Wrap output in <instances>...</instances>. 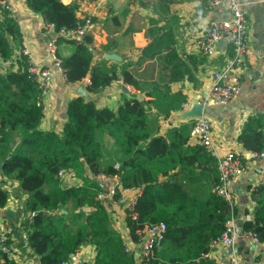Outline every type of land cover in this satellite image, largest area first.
Instances as JSON below:
<instances>
[{
	"label": "trees",
	"instance_id": "obj_1",
	"mask_svg": "<svg viewBox=\"0 0 264 264\" xmlns=\"http://www.w3.org/2000/svg\"><path fill=\"white\" fill-rule=\"evenodd\" d=\"M79 1L25 3L58 31L75 27ZM144 34L148 41L139 49L136 60L119 65L108 64L105 59L93 64L89 34L82 39L57 36V41L73 45L69 55L58 57L67 82L88 77L86 89L96 93L119 80L144 98L128 93L110 109L97 107L92 99L75 97L67 103L59 130L42 129V106L36 103L39 89L27 78L25 63L14 54L21 42L19 27L0 9V173L7 180L18 182L23 195L21 225L27 247L38 264H59L87 244L93 245L94 254L84 264H219L205 254L237 209L213 191L207 198L199 199L181 186L179 175L191 183L204 177L213 184L217 181L213 156L202 144L188 142L192 119L186 118L165 133H160L159 124L181 111L187 100L182 88L172 89L173 83L188 81L194 88L202 84L197 75L198 64L205 62L206 55L201 50L182 55L167 25H154L150 20ZM104 49L107 51L109 45ZM228 50L231 56V48ZM12 55L16 67L3 70L2 63ZM151 60L156 62L157 66L152 63L156 74L137 79L135 70ZM101 132L114 139L120 156L117 169L112 162H100L104 156ZM238 140L247 151L264 153L263 130L246 123ZM66 167L73 170L80 183L61 184L57 172ZM99 173H117L122 188H140L132 207L125 208L130 243L114 227L103 200L96 198L97 192L104 190V184L97 179ZM2 183L0 180V207L9 197ZM120 196L121 190H116L111 199L118 201ZM250 196L255 204L251 210H244L251 219L243 220L242 232L250 231L264 242V184L252 187ZM160 221L166 224L164 237L147 259L139 261L134 250H125L127 244L136 242L139 227ZM0 264L26 263L9 258L0 250Z\"/></svg>",
	"mask_w": 264,
	"mask_h": 264
},
{
	"label": "crops",
	"instance_id": "obj_2",
	"mask_svg": "<svg viewBox=\"0 0 264 264\" xmlns=\"http://www.w3.org/2000/svg\"><path fill=\"white\" fill-rule=\"evenodd\" d=\"M72 0H62L69 3ZM245 17L248 21V43L251 48L246 65L240 72L241 88L227 104L207 106L204 115L212 122L213 139L220 149H232L239 152L246 162V172L237 177L231 183V194L237 213L234 216L236 226L244 220V210L252 209L254 201L251 199V188L264 184V154L262 156L251 153L244 149L238 140V136L246 123L257 130L264 131V0H240ZM81 14H91L94 18L93 24L88 32L92 37L91 49L93 52V64L105 59L108 64L119 65L122 62H133L136 60L139 49L144 46L148 39L144 32L149 26L150 20L154 25H167L174 35L178 51L184 54L200 52L199 41L201 35L208 27V18H227L228 14L216 15L209 13L202 15L195 0H81L79 1ZM12 8L18 20V27L24 40L32 53L41 63L52 70L51 86L43 98L45 106L40 121V128L59 130L66 116V107L70 99L83 97L85 100L92 99L97 107H108L114 109L123 95L136 94L138 99L144 95L122 83L113 81L109 86L102 87L96 93L88 92L86 89V78L81 81L70 83L55 69L54 61L47 51L49 36L43 32L44 21L42 17L32 12L25 0H13ZM218 46L216 54L205 56V62L198 64L197 75L202 84L194 88L188 81L175 82L172 89L182 88L187 99H196L208 87L211 82L212 72L223 65L229 58L228 49L230 45L225 41ZM21 45V42H20ZM109 45L106 51L104 46ZM231 48V47H230ZM14 49V54L16 52ZM73 50V45L65 40L55 42V52L58 57H65ZM105 52H114L121 57L120 61L110 60L103 57ZM110 61V62H109ZM154 60L144 62L134 72L137 79H143L149 75L156 74L157 69L152 65ZM13 64V65H12ZM3 70L10 66L16 67V60L12 58L2 63ZM84 85L88 97L77 93L79 85ZM184 110L172 113L168 118L160 120V133L166 129L178 125L186 118L182 116ZM100 138L103 145L104 156L100 162L113 164L120 161L117 154L114 139L107 133L101 132ZM189 144L196 143L192 138ZM77 183H80V179ZM181 186L190 196L205 199L212 192L213 183L209 177L204 180L191 183L183 175H179ZM6 189L9 197L4 207H0V226L13 227L11 244L13 247L21 246L19 258L21 262L38 264L36 256L23 244L24 230L21 225L24 212L21 209L23 195L16 180H7ZM137 188L121 191L118 201L111 198L103 200L104 205L111 211L114 227L119 230L124 239L129 242L127 228L125 226V208L136 195ZM89 210V207H83ZM63 211V210H62ZM241 264H264V242L254 244L246 236L239 235L235 244ZM20 247V248H21ZM81 258L84 262L89 261L93 254V245L87 244L80 247ZM228 246L217 245L209 256L217 263L227 257Z\"/></svg>",
	"mask_w": 264,
	"mask_h": 264
},
{
	"label": "built area",
	"instance_id": "obj_3",
	"mask_svg": "<svg viewBox=\"0 0 264 264\" xmlns=\"http://www.w3.org/2000/svg\"><path fill=\"white\" fill-rule=\"evenodd\" d=\"M199 13L207 15L214 13L216 15L227 13V18L210 17L208 18V27L201 35L199 41L200 50L207 56L211 57L216 54L217 42L225 36V41L230 45L232 55L225 60L223 65L212 72L211 82L201 95L196 99H187L183 104V110H187L193 103L198 102L203 109L207 106L227 104L234 96H236L241 88L240 72L246 65L247 58L251 53V48L248 43V28L249 24L245 17V12L242 8L240 0H195ZM13 0H0V9L5 10L7 15L12 17L18 25V20L12 8ZM80 6L77 11L78 20L74 28L60 29L56 31L53 24L44 23L43 32L49 36L46 47L49 56L54 61V66L57 71L65 77L64 70L59 65V58L55 52V42L57 36L63 38L82 39L85 34H88L93 21L91 14L78 15ZM16 59H22L26 65L27 78L37 84L39 94L36 103L42 106V112L45 110L43 98L51 86L52 70L44 66L41 61L32 53L26 42L22 40L21 45L16 50ZM86 84L90 81L86 78ZM190 128V138L196 143L204 146L206 151L215 159L217 170V181L212 186V191L223 198L229 206L234 205L231 194V183L239 176L246 172V162L244 157L239 152L232 149H220L219 145L213 139L212 122L204 113L199 116L192 117ZM264 153L259 154L262 156ZM114 168H119V162L113 164ZM57 176L63 185L78 184V178L71 168H60ZM97 179L104 184V190L97 192L96 198L104 200L112 198L116 190H127L130 188H122L119 175L117 173L105 174L99 173ZM0 180L3 181L1 186L6 187L7 179L0 173ZM5 181V182H4ZM140 194V188L136 189V195L129 202L127 208H131L136 197ZM251 215L245 214L244 220H250ZM166 224L162 221L158 223L144 224L136 230V242L131 245L127 244L125 250H134L139 261L147 259L155 247H158L164 237ZM13 227L6 225L0 226V250L5 252L9 258H19V249L21 246L13 247L11 244ZM239 235L246 236L252 240L254 244H258L254 233L238 231L234 222V217L231 216L224 223V229L216 236L209 244V249L205 256H209L210 252L217 245L231 246L227 257L220 261V264H241L238 248L235 245ZM23 244L27 247V239L24 233ZM80 249V248H79ZM77 249L70 253L68 258L61 261L59 264H84L81 258V252ZM22 251V250H21ZM28 264V263H26ZM32 264V263H31Z\"/></svg>",
	"mask_w": 264,
	"mask_h": 264
},
{
	"label": "water",
	"instance_id": "obj_4",
	"mask_svg": "<svg viewBox=\"0 0 264 264\" xmlns=\"http://www.w3.org/2000/svg\"><path fill=\"white\" fill-rule=\"evenodd\" d=\"M223 41H224L223 38L220 39L217 42L218 46L220 44H222ZM103 57L106 58V59L115 60V61H120L121 60V57L118 54L114 53V52H105V53H103ZM77 93L82 95V96H84V97H88L87 92L84 90V85L83 84L79 85ZM203 110L204 109H203L202 105L200 103H198V102H195V103L192 104V106L190 108H188L187 110H185L182 113V116L184 118H192V117L201 115L203 113ZM16 139H18V137ZM2 165H3V162H2V160H0V170L2 169ZM36 213H41V212L38 211ZM237 228H238L239 233L241 234L242 233L241 222L238 223ZM230 250H231V246H228V252Z\"/></svg>",
	"mask_w": 264,
	"mask_h": 264
},
{
	"label": "rangeland",
	"instance_id": "obj_5",
	"mask_svg": "<svg viewBox=\"0 0 264 264\" xmlns=\"http://www.w3.org/2000/svg\"><path fill=\"white\" fill-rule=\"evenodd\" d=\"M108 210V212L111 214V211L109 210V209H107ZM111 216H112V214H111Z\"/></svg>",
	"mask_w": 264,
	"mask_h": 264
}]
</instances>
